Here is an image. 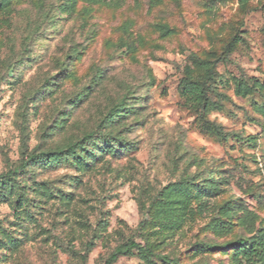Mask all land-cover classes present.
I'll return each mask as SVG.
<instances>
[{
  "label": "rangeland",
  "instance_id": "1",
  "mask_svg": "<svg viewBox=\"0 0 264 264\" xmlns=\"http://www.w3.org/2000/svg\"><path fill=\"white\" fill-rule=\"evenodd\" d=\"M17 169L0 264H107L129 241L148 256L111 264H237L264 230V0H0V176Z\"/></svg>",
  "mask_w": 264,
  "mask_h": 264
},
{
  "label": "trees",
  "instance_id": "2",
  "mask_svg": "<svg viewBox=\"0 0 264 264\" xmlns=\"http://www.w3.org/2000/svg\"><path fill=\"white\" fill-rule=\"evenodd\" d=\"M201 67L205 74V79L213 78L214 74V63L210 61H203ZM182 96L186 100L187 104H203L206 101L207 92L205 90L204 84L198 81H189L184 87H182ZM116 116H120L117 112ZM114 122V120L112 121ZM111 141H107V146H111ZM80 144V143H79ZM73 144L70 145L65 152L74 154V160L79 165H86L88 160L95 154L90 151L87 146ZM80 149V154L77 150ZM19 169L11 171L6 176H0V201L8 202L9 198L12 196H17L16 203L18 206L22 205L23 195L22 187L17 182V176L19 174ZM213 185L208 183V186ZM211 191L214 189L210 187ZM224 229L225 227H221ZM233 246L236 248V262L237 264H264V230H259L255 235L245 239L239 240ZM132 250H137L140 255L148 256V251L140 247L134 241H129L128 243L118 247L115 252L111 255L107 264H111L116 261L120 256L129 255ZM171 264H179L177 261H171L164 258Z\"/></svg>",
  "mask_w": 264,
  "mask_h": 264
}]
</instances>
